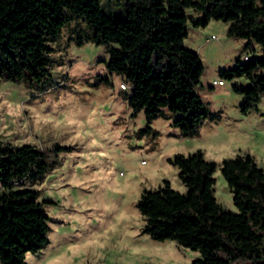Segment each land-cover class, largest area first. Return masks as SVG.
Segmentation results:
<instances>
[{"label": "trees", "instance_id": "obj_1", "mask_svg": "<svg viewBox=\"0 0 264 264\" xmlns=\"http://www.w3.org/2000/svg\"><path fill=\"white\" fill-rule=\"evenodd\" d=\"M116 1L124 7L120 15L104 11L100 0H0V79L48 83L52 42L70 17L81 16L93 27L89 40L107 46V71L129 85L132 114L143 110L149 128L167 111L180 135L194 136L205 119L218 114L209 112L195 91L204 65L199 53L184 45L186 24L205 26L217 19L228 22L226 35L245 40L243 48L253 42L261 47L260 55L247 53V60L218 69L221 79L247 78L231 84L243 96V113L258 108L264 95V0ZM44 153L31 143L0 141V264H28L26 254L48 242L43 208L48 200H40L35 187L16 186L42 179L52 168ZM167 161L185 190L172 188L167 179L144 188L136 202L142 233L197 251L191 264H264V169L254 156L236 153L216 163L198 148ZM218 165L235 210L214 195Z\"/></svg>", "mask_w": 264, "mask_h": 264}, {"label": "rangeland", "instance_id": "obj_2", "mask_svg": "<svg viewBox=\"0 0 264 264\" xmlns=\"http://www.w3.org/2000/svg\"><path fill=\"white\" fill-rule=\"evenodd\" d=\"M100 6L116 15L124 8L116 0H100ZM227 24L217 19L205 26L186 24L184 45L196 50L204 65L195 91L207 110L218 114L205 119L194 136L180 135L167 111L149 128L143 110L132 114L129 85L122 88L121 77L107 71V46L89 40L93 27L81 16L70 17L52 42L48 83L0 79V141L34 144L52 163L42 179L16 183L39 189V199L48 200L43 204L48 242L26 254L28 264H191L197 251L142 233L136 202L144 188L164 179L185 190L167 161L177 152L200 148L216 163L249 152L264 169V95L257 109L243 113V96L231 84L247 78L213 83L221 79L219 68L244 60L240 51L261 54L257 42L243 48V38L226 35ZM211 34L217 38L208 40ZM213 176L216 199L235 210L219 165Z\"/></svg>", "mask_w": 264, "mask_h": 264}, {"label": "built area", "instance_id": "obj_3", "mask_svg": "<svg viewBox=\"0 0 264 264\" xmlns=\"http://www.w3.org/2000/svg\"><path fill=\"white\" fill-rule=\"evenodd\" d=\"M208 38V40H213V39H215V38H217V36L216 35H214V34H211L209 37H207ZM241 58H243L244 60H247L248 59V55H247V53H243L242 55H241ZM213 83L214 84H222V83H224V81H223V79H214L213 80ZM120 86L122 87V88H126L128 85L126 84V83H121L120 84Z\"/></svg>", "mask_w": 264, "mask_h": 264}, {"label": "crops", "instance_id": "obj_4", "mask_svg": "<svg viewBox=\"0 0 264 264\" xmlns=\"http://www.w3.org/2000/svg\"><path fill=\"white\" fill-rule=\"evenodd\" d=\"M209 22H210V20H209ZM226 28H227V26H226ZM251 44H253V46H255L254 43H251ZM251 44H250V45H251ZM213 80H214V79H213Z\"/></svg>", "mask_w": 264, "mask_h": 264}]
</instances>
